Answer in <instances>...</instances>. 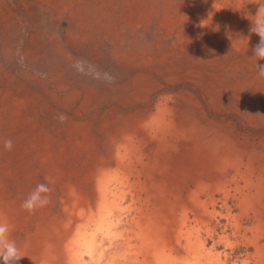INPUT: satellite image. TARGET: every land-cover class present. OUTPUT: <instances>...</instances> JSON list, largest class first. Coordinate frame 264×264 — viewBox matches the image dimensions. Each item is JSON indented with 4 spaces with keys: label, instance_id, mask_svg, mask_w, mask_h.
Returning <instances> with one entry per match:
<instances>
[{
    "label": "rangeland",
    "instance_id": "rangeland-1",
    "mask_svg": "<svg viewBox=\"0 0 264 264\" xmlns=\"http://www.w3.org/2000/svg\"><path fill=\"white\" fill-rule=\"evenodd\" d=\"M256 3L0 0L18 264H264ZM38 183L51 203L29 214Z\"/></svg>",
    "mask_w": 264,
    "mask_h": 264
},
{
    "label": "clouds",
    "instance_id": "clouds-1",
    "mask_svg": "<svg viewBox=\"0 0 264 264\" xmlns=\"http://www.w3.org/2000/svg\"><path fill=\"white\" fill-rule=\"evenodd\" d=\"M259 5L258 11L251 20L250 33L259 36V43L254 47V57L264 60V3H256ZM258 77L264 78V65H256ZM60 123H64L67 117L60 114L58 117ZM4 151H11L14 142L11 138H3L0 140ZM52 188L46 183H38L35 188L22 201L20 207L29 214L34 213L38 209L47 207L51 203L50 194ZM12 227L2 215H0V262L2 264H18L24 258L14 239L11 238Z\"/></svg>",
    "mask_w": 264,
    "mask_h": 264
},
{
    "label": "bare ground",
    "instance_id": "bare-ground-1",
    "mask_svg": "<svg viewBox=\"0 0 264 264\" xmlns=\"http://www.w3.org/2000/svg\"><path fill=\"white\" fill-rule=\"evenodd\" d=\"M242 3V2H241ZM123 256V254H121ZM157 264V263H156Z\"/></svg>",
    "mask_w": 264,
    "mask_h": 264
}]
</instances>
